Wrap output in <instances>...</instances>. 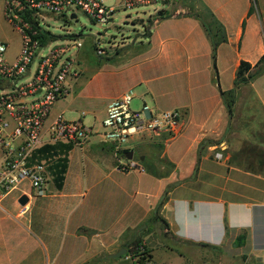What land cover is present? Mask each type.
Segmentation results:
<instances>
[{
	"label": "crops",
	"instance_id": "1",
	"mask_svg": "<svg viewBox=\"0 0 264 264\" xmlns=\"http://www.w3.org/2000/svg\"><path fill=\"white\" fill-rule=\"evenodd\" d=\"M146 6L152 8L151 23L140 20L146 42L128 61L117 57L119 69L108 73L121 92L109 101L137 87L141 103L181 110V131L131 139L132 146L115 152L90 128L83 145L67 154L61 188L37 197V212L29 200L16 203L27 190L15 191L5 206L14 191L0 200V264H102L103 256L139 246L151 264H206L199 247L214 251L216 264H264V64L235 90L230 116L219 95L232 88L239 61L254 65L264 54V0ZM201 8L226 35L215 70L209 39L190 14ZM158 11L163 18L153 19ZM53 107L49 119L62 114ZM127 163L135 167L118 170Z\"/></svg>",
	"mask_w": 264,
	"mask_h": 264
},
{
	"label": "built area",
	"instance_id": "2",
	"mask_svg": "<svg viewBox=\"0 0 264 264\" xmlns=\"http://www.w3.org/2000/svg\"><path fill=\"white\" fill-rule=\"evenodd\" d=\"M155 1L121 0L120 7L133 9ZM114 9L105 6L103 0H4L2 17L18 37L19 46L8 61L7 45L0 41V200L18 190H27L23 194L28 200L47 194L46 187H53L48 164L33 159L35 151L57 143L80 147L92 132L80 120L65 121L60 115L49 119L53 105L67 95V80L75 79L79 71L72 59L62 58L67 51L63 46L40 53L46 45V41L40 43V22L45 15L73 20L79 11L93 23L107 25ZM95 53L102 55L101 50ZM132 98V90H127L110 100L99 124L102 141L112 145L115 152L123 150L121 147L129 140L145 135L165 134L172 138L179 134L181 110L160 111L143 103L138 110H131ZM213 158L219 160L220 153H214ZM134 167L132 163L120 164L118 170ZM134 250L135 255H126L125 260L151 264L142 246Z\"/></svg>",
	"mask_w": 264,
	"mask_h": 264
},
{
	"label": "rangeland",
	"instance_id": "3",
	"mask_svg": "<svg viewBox=\"0 0 264 264\" xmlns=\"http://www.w3.org/2000/svg\"><path fill=\"white\" fill-rule=\"evenodd\" d=\"M3 2L4 0H0V41L7 45L5 58L11 61L17 53L19 40L2 17ZM113 3L114 0H103L105 6H111ZM151 14V6L124 9L118 5L107 25L95 24L79 11L75 12L76 18L73 20H68V17L58 18L45 15L43 21L40 22V28L53 38L46 40V45L40 53L44 54L53 47L63 46L67 51L62 55V58L72 59L77 63L79 71L75 79L67 80L68 82L72 81L69 83L70 86L66 87L67 95L59 99L53 107L57 112L62 110L61 118L63 120L76 121L79 119L83 126L101 131L99 124L104 118L102 110L111 97L119 95L122 85L114 75L111 76L108 72L119 69L120 64H117V57L127 59L140 42H146L144 38L140 37L143 34L140 20L146 25L150 24L151 20L148 19V16ZM66 16L68 15L66 14ZM95 50H101L102 55H97ZM132 93L135 96L131 100L130 109L138 110L142 103L136 96L137 87L132 89ZM144 102L150 108H155L150 101L144 99ZM240 113L241 116L242 111ZM240 116H236V120ZM132 142L133 140H129L124 146H129V144L132 146ZM132 154L133 160L137 159L136 150H132ZM50 189L51 186L48 185L45 193ZM16 194L17 192L14 191L3 199L2 206H5ZM29 203L36 211L37 196L29 200ZM0 216H3V213L0 212ZM132 245L130 244V246ZM126 255L134 256L135 250L131 248L119 258L109 259L107 256H103L100 260L102 264H131L130 260H125ZM216 256L214 251L199 247V260L207 261L206 264H216ZM81 260L79 258L77 261Z\"/></svg>",
	"mask_w": 264,
	"mask_h": 264
},
{
	"label": "trees",
	"instance_id": "4",
	"mask_svg": "<svg viewBox=\"0 0 264 264\" xmlns=\"http://www.w3.org/2000/svg\"><path fill=\"white\" fill-rule=\"evenodd\" d=\"M190 14L199 22L207 38L209 39L211 46V63L213 70H215L216 48L220 44L226 42V35L223 26L207 8H201L199 11L191 12ZM162 18L163 14L160 11L156 12V14L153 16V19ZM48 38L52 39L53 36H50L44 31L39 35L41 44ZM262 64H264V54L254 65H250L244 61H239L235 69L232 88L227 91L219 90L222 104L228 116L231 115V107L234 101L235 90L239 86L247 84L254 76H256L261 71L263 67ZM252 68H255V70L250 72ZM72 147L73 146L71 144L57 143L43 146L37 149L33 154V159L36 161L43 160L48 164L47 170L50 176V181L55 190H59L61 188L67 167V154ZM242 240L243 234H239L234 240V246L238 247L242 243Z\"/></svg>",
	"mask_w": 264,
	"mask_h": 264
},
{
	"label": "water",
	"instance_id": "5",
	"mask_svg": "<svg viewBox=\"0 0 264 264\" xmlns=\"http://www.w3.org/2000/svg\"><path fill=\"white\" fill-rule=\"evenodd\" d=\"M74 16L73 15H71L70 16V19H72ZM147 32H149L148 30H146V33ZM141 37H143L142 35H141ZM125 158L126 159H130L131 158V153L130 152H127L126 154H125ZM27 202H28V198H27V196L26 195H20L18 198H17V200H16V203H17V205L18 206H20V207H24L26 204H27ZM125 254V250L124 249H120V250H118L117 252H115L114 254H112V255H110V256H108L109 258H111V259H115V258H119V257H121L122 255H124Z\"/></svg>",
	"mask_w": 264,
	"mask_h": 264
}]
</instances>
